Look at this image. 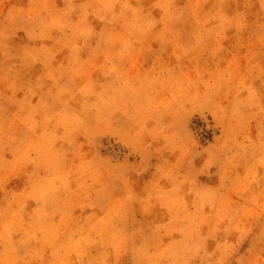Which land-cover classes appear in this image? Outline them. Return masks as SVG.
<instances>
[{"label": "rangeland", "instance_id": "1", "mask_svg": "<svg viewBox=\"0 0 264 264\" xmlns=\"http://www.w3.org/2000/svg\"><path fill=\"white\" fill-rule=\"evenodd\" d=\"M93 1L0 0V255L264 264V0Z\"/></svg>", "mask_w": 264, "mask_h": 264}, {"label": "bare ground", "instance_id": "2", "mask_svg": "<svg viewBox=\"0 0 264 264\" xmlns=\"http://www.w3.org/2000/svg\"><path fill=\"white\" fill-rule=\"evenodd\" d=\"M114 3H118L115 7V14L119 13L121 5L125 3L126 0H106ZM105 9L104 0H94L93 9L90 10L86 6L85 2H82L76 9L72 12L70 16H67L62 12L61 14H46L39 17L40 28L43 29L49 23H58L63 27H72L74 25L73 20L77 18V21L84 20L85 24L82 26L83 29H87L90 25L95 22V14ZM132 10L136 15H140L144 10L142 6L136 3L132 6ZM76 21V22H77ZM35 214V211H34ZM6 234V244L1 248L0 264H20L24 262L31 255L37 254L33 249L34 244L43 245V241L37 238L36 230H31L29 228H23L17 223H4L3 226ZM57 252L52 254V256H45L44 264H90V259L83 260L80 263L74 256L68 254L67 244H57L55 246ZM96 260V258H94ZM97 261H100L97 259Z\"/></svg>", "mask_w": 264, "mask_h": 264}]
</instances>
